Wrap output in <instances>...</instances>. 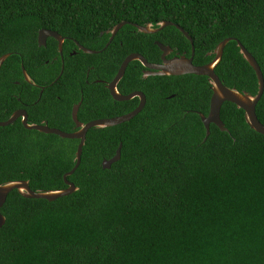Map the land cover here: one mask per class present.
<instances>
[{"label":"trees","instance_id":"obj_1","mask_svg":"<svg viewBox=\"0 0 264 264\" xmlns=\"http://www.w3.org/2000/svg\"><path fill=\"white\" fill-rule=\"evenodd\" d=\"M160 22L174 26L153 35L133 27ZM120 23L126 24L101 54L76 49L102 50L106 31ZM175 25L192 39L195 66L210 63L222 41L235 39L264 78V0H0V58L10 54L0 68V100L39 99L21 65L36 85L59 76L57 42L49 38L38 47L40 30L64 38L63 73L40 99L52 89H83L86 100L88 90L99 88L95 75L110 81L128 55L160 62L156 42L190 57L191 44ZM140 68L130 64L119 88L144 91L145 108L129 122L88 131L80 165L67 177L76 192L53 202L8 195L0 210V264H264V136L247 126L242 110L224 103L220 118L228 132L210 125L204 142L199 114L209 112L208 79L143 81L135 73ZM215 74L230 89L258 92L235 41ZM99 113L98 103H82L78 119L88 123ZM256 116L264 126V93ZM72 126L60 129L70 133ZM78 144L19 122L0 127V185L27 181L33 192L66 189L63 176L75 165ZM120 145V160L103 170Z\"/></svg>","mask_w":264,"mask_h":264},{"label":"water","instance_id":"obj_2","mask_svg":"<svg viewBox=\"0 0 264 264\" xmlns=\"http://www.w3.org/2000/svg\"><path fill=\"white\" fill-rule=\"evenodd\" d=\"M125 24L126 23H120L116 25L115 27H113L110 31H106V34H109L110 38L105 48H107V46L113 41L117 32ZM169 26H174V24L170 22H160L156 25V27H154L152 24H147L145 26L133 25V27L136 28L138 32L142 34H146V35L156 34L162 31L164 28L169 27ZM175 27L190 42L191 44L190 57L187 58L185 56H181V57H174L170 60H167L166 57L169 56L173 51L170 47L164 46L159 42H156L155 44L158 46V48L160 49L162 53L161 54L162 64L160 65L149 64L140 54L133 53V54L128 55L123 61V63L121 64L115 79L108 86L113 99L116 101H127L135 97H142L139 93H135L133 95L123 97L117 91V85L123 78L126 68L131 62H139L144 68L150 70V72H148L147 75L152 76V77H178V76H184V75H196V76L206 77L210 84L212 95L210 98L208 115L204 116L202 114H199L201 122L206 131V137L204 139V142L210 135V125H215L221 132H228V130L225 128L220 118L221 108L224 105V103H231L235 105L237 109L242 110L244 112V119H245V123L247 124V126L254 132L264 136V126L258 121L257 116H256V107L258 103L260 102L263 96V93H264V78L260 70V67L258 66L255 59L248 53V51L238 41H236L235 39H225L216 47V49L212 53L214 58L210 63L202 65V66H195L193 64L195 50H194L191 37L186 32H184L179 26L175 25ZM49 38L57 41L58 53L62 57L64 38H62L57 32L50 31V30H44V29L40 30L37 36L38 47H45L46 42ZM231 41L236 42L241 56L249 64V66L253 69L256 75L257 83H258V92L255 96H252L246 92L240 93L235 89H230L224 86L223 83L218 78V76L215 74V69L217 68V66L222 60L224 49ZM78 49L88 55L98 54L101 52V51H97V52L91 51L82 46H78ZM9 57H10V54H7L0 58V68L2 67L4 62ZM22 73H23L25 81L28 84L32 86H36L34 82L31 80V78L28 76L26 71L24 70L23 66H22ZM143 104L144 103L142 102L138 106V108H136L130 114H127L121 117L112 118V119L94 120L87 124H83L78 121L77 119L78 107H75L73 109L72 116H73V121L76 125V128H78V131L74 133H65L60 130L50 129L48 127L28 124L27 117L24 112L14 114L6 122H0V127H7L13 124L20 116H22L23 127L28 131H37V132L48 134V135H55V136L60 137L61 139L79 141L77 151L75 154V165L69 173L63 176L64 183L67 187L66 189L59 190V191H50V192L40 193V192H33L30 189L29 183L27 181L8 182L6 184L0 185V210L5 204L8 195L13 191H17L18 194L25 199H41V200H46L48 202H53L59 198L69 196L73 194L74 192H76L78 189L75 187L73 183L68 182L67 177L73 175L80 165L82 150L85 145L86 135L88 131L93 128L106 129V128L114 127V126L129 122L142 111ZM121 147L122 145L118 147L116 154L112 159L104 160L102 162L103 170H109L113 164L117 163L120 160ZM4 224H5V217L0 213V228Z\"/></svg>","mask_w":264,"mask_h":264},{"label":"flooded vegetation","instance_id":"obj_3","mask_svg":"<svg viewBox=\"0 0 264 264\" xmlns=\"http://www.w3.org/2000/svg\"><path fill=\"white\" fill-rule=\"evenodd\" d=\"M107 35H109V34H107ZM109 38H110V35H109ZM57 45H58V43H57ZM75 46H76V49L78 51H80L78 49L79 45L75 44ZM105 49L106 48L104 47L102 50H100L101 52L98 54H101L102 51ZM95 52H97V51H95ZM172 53L166 57L167 60H170L174 57H181V56L187 57L185 55V53L182 55H179V54L173 55ZM75 54H76V51H73L71 53V55H75ZM95 55H97V54H95ZM209 55H211V54H209ZM58 57H59V60L61 63V72L59 74V76H60L63 73L64 57H63V54L61 57V55L59 53H58ZM54 61H57V57L54 58ZM122 63H123V61H122ZM132 63H134V62H131L130 64H132ZM137 63L141 66V68L135 69V73H137V75L141 78V80L147 81L149 78L152 77V76L147 75V73L150 72V70L144 68L139 62H137ZM121 64H120V66H121ZM149 64H154V65L162 64L161 55H160V62L149 63ZM129 65L126 68V71L129 67ZM120 66H119V68H120ZM119 68H118L117 72L115 73V75L112 77V79L108 82L104 79H101L104 76L100 77L98 75L97 76L95 75L96 79L93 81V83L97 84L99 88L97 90H94V89L90 90V91L88 90L87 94H86V97H88V99H86V100H84L85 91L83 89H80L79 92H69V93L66 92L68 90H66V91L60 90L59 91L57 89H52L51 92H48L46 94V99L41 100L40 98L42 97L43 93L46 91V89L48 87L52 86V88H53V85L57 82L59 76L57 77V79L54 82H52L48 86H40V85H36L34 83L36 86H33V87H36V89L38 90L39 99H35V100H31V101L21 100L20 98L0 100V116H3L5 118V120L1 121V122L8 121L16 113L24 112L26 114L28 124L38 125V126H42V127H48L50 129H56V130L62 131L60 129V127H67L68 125H70V123H72L73 126L70 127V129L72 131L70 133H74V132L78 131V128H76V125L73 121V116H72L73 109L75 107H78V110H77V119H78L79 112L82 108V103H98V108L100 110L99 114L101 117L99 119H95V120L112 119V118L121 117V116L130 114L136 108H138V106L142 102L144 103L143 108H142V110H143L146 106V103L148 102L147 96H146L144 91H141V90H136V91L135 90H125V89L121 90L119 88V84L122 81V79L124 78L126 71L124 73L123 78L121 79V81L117 85L118 93L123 97H127V96L133 95L135 93H139L143 98L142 97H135V98H133L131 100H127V101H116L113 99L108 86L115 79V77L119 71ZM90 69H92V67L88 68V73L85 76L86 84H88V82H89V77H90L89 70ZM21 70H22V65H21ZM22 75H23V73H22ZM23 80L25 81L24 76H23ZM15 84L18 85L17 82H15ZM144 88L147 89L148 85H146V86L144 85ZM89 94H91V95H89ZM89 96L95 97L96 99H90ZM69 106H70V110L68 111ZM78 121H79V119H78ZM15 122H19L23 126L22 116H20ZM80 123H82V122H80ZM83 124H87V123H83ZM35 132L38 134L48 135V134L40 133L37 131H35ZM62 132H64V131H62ZM75 141H77V140H75Z\"/></svg>","mask_w":264,"mask_h":264}]
</instances>
